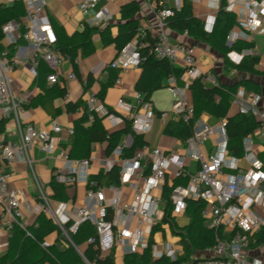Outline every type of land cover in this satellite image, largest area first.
<instances>
[{
	"label": "built area",
	"instance_id": "built-area-1",
	"mask_svg": "<svg viewBox=\"0 0 264 264\" xmlns=\"http://www.w3.org/2000/svg\"><path fill=\"white\" fill-rule=\"evenodd\" d=\"M102 1L79 0V10L89 17L91 24L107 20L110 15L106 6L99 8ZM218 1L220 8L223 5L226 11L237 15L236 24L227 37L228 47L232 48L241 39H251L255 33L264 32V0ZM23 2L25 15L19 20L11 19L3 24L4 40L15 46L23 39L37 49L42 48L44 50L42 58L51 69L48 81L58 83L60 78L57 69L64 58L56 54L58 36L47 15V1L23 0ZM0 3H4V0H0ZM181 7L182 0H176L174 7L157 8L159 26L157 35L152 36L149 28L140 27L137 36L118 53L108 67L121 70L138 68L143 59L141 50L145 49L156 59H168L174 64L181 63L183 69L181 77L186 86L197 78H201L204 83L212 80L208 73H204L198 67L194 46L185 42H175L165 29L167 18L173 16ZM215 19L213 16L210 22L204 23L206 31L213 30ZM185 33L188 34V31ZM250 54L252 49L231 50L229 58L238 64L244 56ZM29 62L36 66L37 54ZM15 69L16 62L9 50L5 49L0 53V121L15 119L18 122L19 137L6 143L3 133L0 132V254L9 247L16 225L30 235L25 211L45 213L51 217L66 242L81 254L86 264L97 263L86 259L79 245L73 240V236L86 222H91L96 228L95 235L90 236L87 242L95 244L100 254L105 255L117 246L122 248L124 255L142 254L150 247L154 227L164 219L165 212L160 206L163 202L160 192L168 174L171 173L170 167L174 165L177 171L171 174L175 178L185 176L188 179L186 185H178L172 192L175 212L186 211L188 198L201 200L205 203L202 216L207 227L215 231L222 230V235L216 232V242L205 249V256H196L192 253L188 260L180 264H250L243 250L249 245L250 238L264 227V162L256 152L252 136L243 140V156H233L227 149L229 140L227 118H221L215 125L199 118L193 124V133L188 138L183 152L175 149L165 151L144 144L133 156L123 157L128 146L126 141L116 145L112 157H100L93 149L87 158H72L69 151L64 148L61 157L65 166L64 169L54 170V180L65 184L85 182L86 203L76 207L73 213H68L66 202L55 205L33 171L39 189V200L37 204H32L25 190L10 187L8 176L2 166L12 165L17 161L31 164L30 151L34 146L52 152L57 147L53 132L60 133L63 127L57 122L50 127L22 126L19 118L26 99L18 97L14 92ZM69 78L76 79V74L70 73ZM120 81L121 77L117 79V82ZM171 82L174 95L172 106L158 115L163 120L175 119L189 123L195 116L194 104L185 94L184 88L176 84L174 76ZM215 85L219 86L220 82L215 81ZM65 97H68V93ZM235 98L239 102L240 112L254 115L261 122L260 128L264 129V110L260 108L261 95L239 88ZM87 109L89 122L111 113L93 90L88 92ZM115 109L131 125L129 140H133V133L144 135L152 129L157 116L152 102L145 100L141 93L137 94L135 103L123 97L119 98ZM67 134L65 140L69 142L75 134V128L69 127ZM216 135L219 140L216 141L215 148L207 151L206 144ZM188 160L195 163V168L191 169L188 166ZM243 162L246 166H243ZM93 163H99L105 172L116 165L120 167V183L107 186L114 193L112 199L106 197V187L99 185L98 180L89 174V168ZM134 176L141 179V185L132 181ZM126 185L133 188L134 200L122 204V190ZM110 208L114 212L112 219L109 218ZM131 214L136 217L134 230L127 229ZM41 246L47 250L51 242L44 240ZM151 249L154 257L167 256L173 261H178L184 255L183 248L171 243L159 248L153 242Z\"/></svg>",
	"mask_w": 264,
	"mask_h": 264
},
{
	"label": "crops",
	"instance_id": "crops-1",
	"mask_svg": "<svg viewBox=\"0 0 264 264\" xmlns=\"http://www.w3.org/2000/svg\"><path fill=\"white\" fill-rule=\"evenodd\" d=\"M17 1V0H16ZM47 1V15L52 23V20H56L60 25V31L57 30V26L53 23V27L56 31L58 38L68 39L74 41L76 35L82 33L88 26L98 27L92 35L90 42L83 47H75L73 52L75 54V61L77 63V69L75 70L74 64L70 58L67 57L61 50H57L56 54L64 58L62 64L58 67L57 72L60 78L58 83H50L48 81V75L51 73V69L45 60L42 58L44 50L42 48H36L25 40L19 41L17 45H9L7 41L2 39V45L4 48H9L11 57L16 62V69L14 71V81L13 89L18 97H23L26 99L24 104V110L20 113L19 121L22 126H35V127H50L54 122L62 125L63 130L60 133L53 132V136L56 138L57 147L52 152H46L41 149L40 146H34L30 155L32 158V163L28 162H15L12 165L4 164L3 170L8 176V182L11 188H21L25 190L28 199L32 204H37L39 189L34 178V172L43 186V189L50 196L55 205L59 202H66L67 212L73 213L76 207L82 206L86 203V189L87 185L85 182H78L72 184L65 190L64 198H57L54 196V190L52 188L51 182L54 180V170L56 168L64 169L65 162L61 157L62 149L66 148L69 152L73 151V154L80 157L86 154L87 146V132L81 130L82 123L80 119L84 113V104L88 99V92L93 90L97 93L100 100L105 104V106L110 110V115L102 118L101 128L105 129L108 133H114L124 130L128 123L121 115L119 111L115 109V105L119 98L123 97L130 102L135 103L138 93H141L145 100H149L153 104V110L157 113L154 120V125L143 136L146 141L145 144L150 147H159L165 151L178 150L183 152L187 143H183L180 139L170 136L165 133V128L170 120H163L159 117V112L163 110H169V105L172 106L174 95L172 91L173 84L171 78L174 76L176 79V84L184 88L185 94L193 100V93L190 89L191 84H187L182 79V77L177 78L175 75H171L165 81V86L159 90L152 93L150 97H147L146 93L140 92L137 89V83L142 75V68H127L121 70L118 68H110L108 65L115 60L118 55V50L114 44V38L123 29L129 26L130 19L123 14V6L132 0H103L99 8L106 6L110 15L107 20H102L98 23L91 24L89 22V17L84 15L78 7L79 0H46ZM140 5V10L134 18L138 19V30L140 27H147L150 29L152 36H156L159 32L158 19L156 16L157 1L156 0H136ZM193 6V11L196 17L201 19L204 23L210 22L212 17L216 18L219 11V1L218 0H189ZM13 2L4 0L5 5H11ZM162 4L169 7H174L176 0H160ZM198 3L199 7L196 8ZM25 7V4H24ZM235 14V13H234ZM25 15V13H24ZM23 15V16H24ZM236 15V14H235ZM22 16V17H23ZM237 20V15H236ZM235 26V25H234ZM167 33L175 42H185L194 46L195 56L197 60L198 67L204 72L208 73L212 80L205 83L207 87H215V81H219L220 85H234L239 84L242 80L253 79L257 81L260 85V90L248 92H257L261 95L260 108L264 110V32L255 33L252 35L251 39H241L244 43L252 44V46L244 47L243 49H252V54L259 55L261 57L260 64L258 68L260 74L252 75L246 72H240L235 67H231L225 64V56L217 51L215 48L210 46L208 43L195 39L192 35L178 32L172 29L169 25L165 27ZM61 39V38H60ZM75 44V43H73ZM86 52V53H85ZM263 52V53H262ZM37 54L38 64L34 66L29 60L32 61L33 57ZM230 59V58H229ZM231 60V59H230ZM232 61V60H231ZM233 62V61H232ZM172 63V62H171ZM234 63V62H233ZM172 65L177 69H182L181 63H172ZM70 73L76 74V79L69 78ZM121 77V81L117 82V79ZM239 88L246 87L239 84ZM64 90L65 93H61ZM160 92H169L167 104H161L159 100L157 101L156 96ZM68 93V97H65ZM161 99V98H160ZM82 100L83 104L80 108L75 111H70L68 109V102H77ZM161 101L164 102L163 99ZM87 106V105H86ZM240 112L239 102L234 97L230 114H235ZM199 118L208 124L215 125L221 118L213 115L207 111H201ZM100 118V117H98ZM93 122L83 123L84 126H90ZM130 125V123H129ZM73 126L78 130L77 141L74 146L71 145L72 137L69 142L65 140L68 136L67 129ZM3 137L6 143H9L19 137L18 122L15 119H6L3 128ZM255 147L256 142L261 143L263 146L256 147L258 150V156L262 159L264 156V129H257L252 135ZM219 140L218 135H216L212 140H210L205 149L207 151H212L215 148L216 141ZM128 141L129 147L133 140L128 139V134H122L120 136V142ZM119 142V143H120ZM67 144V145H65ZM96 151L100 157H112V152L108 153V142H96L92 146V152ZM244 154V153H243ZM243 156V155H242ZM240 157V156H239ZM188 166L192 169L195 168V163L191 160L187 161ZM243 166H246L243 162ZM34 171V172H33ZM101 171L105 172L99 163H93L89 168V174L92 176L99 174ZM132 181L141 185V179L134 176ZM168 182L169 185L175 182V177L173 174H168L165 183ZM105 188V194L108 199H112L114 193L107 188L109 185H102ZM133 190L130 185L123 187L121 201L123 199V194L125 191ZM126 191V192H127ZM134 191V190H133ZM163 191V190H162ZM107 192L110 195H107ZM160 191H158L159 193ZM162 196V192H160ZM134 200V194L131 197L132 202ZM163 200V198H162ZM129 203V202H126ZM162 210L165 212V202L163 200L160 205ZM26 219L29 222V226L37 225L38 217L40 214L45 215L47 218L52 219L45 213H31L25 211ZM175 221L180 229L186 227L190 218L184 213H176ZM114 216L113 210L109 209V218L112 219ZM53 220V219H52ZM54 222V221H53ZM159 226L152 234V238L155 241L156 234H162L163 239L167 243H175L170 240L169 233H174L168 223L163 221L157 223ZM28 226V227H29ZM136 227V221L133 228L129 230H134ZM59 233L54 231L46 236L45 240L51 242V246L58 241ZM60 242V241H59ZM178 247L183 248L181 244V236L179 237ZM87 241L79 245L81 252L84 254L85 249L88 246ZM65 246H69L66 243ZM66 247V248H67ZM116 263H124L125 255L123 254L122 248L117 246L116 248ZM206 249V248H205ZM205 249L194 251L196 256H205ZM10 250L9 247L0 254V257L6 255ZM74 253L75 256L71 254ZM244 256L249 261L250 264H264V243L259 245H248L243 250ZM108 254V253H107ZM101 256H105L100 254ZM85 256V254H84ZM86 258V256H85ZM87 259V258H86ZM63 264H86L84 258L81 254L74 248V252L65 253L63 255ZM42 264H53L52 262L46 261Z\"/></svg>",
	"mask_w": 264,
	"mask_h": 264
},
{
	"label": "trees",
	"instance_id": "trees-1",
	"mask_svg": "<svg viewBox=\"0 0 264 264\" xmlns=\"http://www.w3.org/2000/svg\"><path fill=\"white\" fill-rule=\"evenodd\" d=\"M156 1L158 8L165 7L160 0ZM139 10L140 5L136 0H132L123 6V14L128 17L130 21L129 26L121 30L113 40L118 52L122 51L137 36L139 31L138 19L131 18H134ZM24 13L25 7L23 0H17L11 5L0 4V53L5 49L9 50V48H4L1 43L4 38L2 31L3 24L11 19H21ZM52 23L57 26V30L60 31L61 27L58 22L53 19ZM166 23L169 27L180 33L187 30L195 39L208 43L222 53L225 56L226 66L229 64L240 72H246L252 75L260 74L258 65L260 64L261 57L259 55H246L238 64L233 63L229 59V52L231 50L242 51L244 47L252 46V44L237 41L232 48L227 46V37L236 24V15L226 11L223 5L216 15L214 27L211 32L206 31L204 22L195 16L193 6L189 0H182L181 9L177 10L173 16L168 17ZM97 30L98 27L88 26L82 33L76 35L74 41L60 36L61 39L58 38L56 44V51L61 50L67 55L73 62L76 70L77 63L75 61L73 49L75 47L86 46L90 42L93 33ZM19 41H22V39ZM141 55L143 57L140 65L142 68V75L137 83V89L140 92L146 93L147 97H150L156 90L163 88L168 77L175 75L177 78H180L183 73V69L177 70L168 59H156L149 55L145 49L141 50ZM239 84L246 87V91L260 90L259 83L250 78L242 80ZM239 84L207 87L201 78H197L190 86L193 93L192 102L195 108L194 119L189 123L182 120H170L165 128V133L180 139L183 143H187L188 138L193 133L194 122L199 119V113L204 110L217 117L227 118V135L229 139L227 145L228 152L233 156H242L244 153V138L252 136L254 132L260 128L261 122L252 114L241 112L230 114L231 104L235 97V93L240 87ZM61 93H65L64 90H61ZM82 104V100H78L77 102L69 101L68 109L70 111H75L80 108ZM86 105L85 101L84 113L80 119V123H82L81 130L87 132L88 136L86 154L78 157L73 154V151H70L69 155L72 158L89 157L92 154V146L96 142L107 141L108 153H111L120 142V136L132 132L131 125L128 123L124 130L108 133L105 129L101 128L100 123L102 118L98 117L90 126H84L83 123L89 121V113ZM4 124L5 120L0 121V132H3ZM77 136L78 130L75 128V134L72 136V146L75 145ZM132 137L133 142L125 149L123 157L133 156L136 150L146 143L142 135L133 133ZM261 157L264 162V156L262 155ZM92 178L97 179L101 186L117 185L120 183V167L116 165L109 171H101L99 174L92 176ZM187 181L188 179L185 176L176 177L173 184L169 185L168 182H166L162 191V198L165 202V216L163 222L168 223L173 231L181 236L184 255L178 261H173L167 256H162L160 258L154 257L151 249V244H153L154 240L151 237L150 247L142 254H126L124 264H180L182 261L188 260L189 255L194 251L213 246L216 242V232L222 235V230L215 231L207 227L206 221L202 216V209L205 203L201 200L187 199V209L185 212L190 218V222L183 229H180L177 225L174 215L175 207L172 201V192L178 185H186ZM51 185L54 190V196L57 198H64L66 188L72 184L52 181ZM158 228L159 226L156 225L153 229V233L158 230ZM28 231L30 235L20 226L16 225L14 227L13 235L10 238V250L6 255L0 257V264H42L46 261L52 262L53 264H63V255L65 253L74 252L73 246H65L67 243L66 239L61 235L56 223L43 214L39 215L37 225L29 226ZM54 231H58L59 233L58 241L46 250L41 246V243L45 240L47 235ZM95 233V226L91 222H86L81 226L79 232L73 236V240L77 245H80L87 241L90 236L95 235ZM262 243H264V227L250 238L249 244L259 245ZM84 254L88 260L95 261L97 264H116L115 248L105 256H101L95 244H88ZM71 255L75 256L74 253Z\"/></svg>",
	"mask_w": 264,
	"mask_h": 264
},
{
	"label": "rangeland",
	"instance_id": "rangeland-1",
	"mask_svg": "<svg viewBox=\"0 0 264 264\" xmlns=\"http://www.w3.org/2000/svg\"><path fill=\"white\" fill-rule=\"evenodd\" d=\"M194 3L196 4V8L198 9L199 4L196 3V2H194ZM168 93L169 92H160L159 94H157L156 99L158 98L157 101L158 100L160 101V102H158V104L159 103L161 104V102H162V104H167L166 102L168 100ZM160 98L163 99L164 102L161 101ZM170 108H171V105H169L168 109H170ZM257 146L261 148L263 145L261 143L256 142V147ZM256 152H258L257 149H256ZM99 155H102V154L99 153ZM176 171H177V167H175L174 165H172L170 167V172L171 173H175ZM126 191H125V194H123V199L121 201L122 204H124L126 202H130L131 201V197L134 194V191L133 190H130V191H127V192ZM107 195L109 196L110 193L107 192ZM135 221H136V217L134 216V214H131L129 216V220H128V223H127V228H129V229L133 228V226L135 224ZM179 237H180V235H176L174 233H169L170 240H172L175 243L176 246H178V243L177 242L179 241ZM154 242L159 246V248H163L166 245V240L163 239L162 234H156V237H155V241Z\"/></svg>",
	"mask_w": 264,
	"mask_h": 264
}]
</instances>
